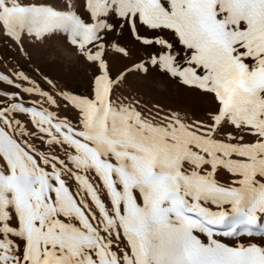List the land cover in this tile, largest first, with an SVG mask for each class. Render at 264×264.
I'll return each instance as SVG.
<instances>
[{
  "label": "snow or ice",
  "instance_id": "snow-or-ice-1",
  "mask_svg": "<svg viewBox=\"0 0 264 264\" xmlns=\"http://www.w3.org/2000/svg\"><path fill=\"white\" fill-rule=\"evenodd\" d=\"M109 37L144 53L114 79ZM0 38L97 68L90 97L0 73V264H264V0H0ZM133 72L211 96L210 122L114 100Z\"/></svg>",
  "mask_w": 264,
  "mask_h": 264
},
{
  "label": "rangeland",
  "instance_id": "rangeland-1",
  "mask_svg": "<svg viewBox=\"0 0 264 264\" xmlns=\"http://www.w3.org/2000/svg\"><path fill=\"white\" fill-rule=\"evenodd\" d=\"M113 39L127 47L129 51L128 57L112 51L107 52L105 59L108 62L109 75L114 79L139 61L144 53L139 45L133 44L126 37H109V40ZM29 51H32L31 48ZM17 64L49 91L54 90L44 83L36 71L37 68L50 77L60 89H70L74 93L89 97L92 95L91 87L97 68L94 64L87 63L76 48L66 42L45 46L39 54L32 53L31 62H27L15 48L10 51L7 42L0 38V73L10 74L11 71L17 70ZM0 88L6 86L0 85ZM113 99L123 103H135L138 110L155 122H166L165 117L176 113L185 123L194 124L197 121L209 123V113L215 111V102L211 96L183 86L175 80L157 77L151 73L127 74L126 78L114 87ZM60 115L76 121V114L70 108H62ZM226 242L233 243L231 240Z\"/></svg>",
  "mask_w": 264,
  "mask_h": 264
}]
</instances>
